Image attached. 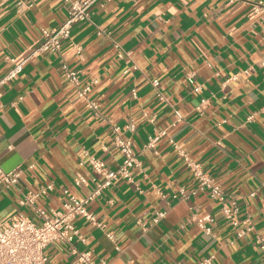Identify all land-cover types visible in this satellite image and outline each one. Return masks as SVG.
<instances>
[{
  "label": "crops",
  "instance_id": "0c3cea01",
  "mask_svg": "<svg viewBox=\"0 0 264 264\" xmlns=\"http://www.w3.org/2000/svg\"><path fill=\"white\" fill-rule=\"evenodd\" d=\"M24 1L0 0V77L10 57L26 59L0 86V165L22 172L10 187L0 181V224L17 214L40 223L36 208L62 210L64 190L88 194L95 184L75 181L91 173L80 150L116 168L122 154L113 127L120 126L142 169L88 205L104 227L73 218L86 241L50 244L48 264H87L76 251L91 252L94 264H201L210 256L209 264H264L257 242L264 238V0H99L60 51L33 55L42 30L66 19L68 4ZM116 45L130 56L119 57ZM63 64L81 85L97 80L86 99ZM187 159L236 201L239 225L199 189ZM50 185L34 204L21 202ZM207 215L210 232L197 220ZM246 218L253 229L237 237Z\"/></svg>",
  "mask_w": 264,
  "mask_h": 264
},
{
  "label": "built area",
  "instance_id": "2783aa9c",
  "mask_svg": "<svg viewBox=\"0 0 264 264\" xmlns=\"http://www.w3.org/2000/svg\"><path fill=\"white\" fill-rule=\"evenodd\" d=\"M18 5H22L24 0H16ZM68 4V12L66 19L57 27L52 29L44 28L41 32V42L34 49L32 55L37 52H58L61 50L64 41L69 39L72 34L73 26L78 22L91 21V13L93 6L99 0H64ZM102 31V30H100ZM119 49L118 56L124 58L130 56L129 52L123 50L119 45H116ZM78 52L81 50V46H77ZM26 59L18 61L15 57H10L9 62L13 66L7 71L6 74L0 77V86L15 78L23 70ZM62 69L66 78L78 86V95L81 98L86 99L92 84L97 82H87L81 85L79 75L76 70L71 69L67 64H63ZM188 81L194 83L193 77L189 76ZM153 84L158 86V81L154 80ZM195 90H199L196 87ZM136 95V91H134ZM161 98H164L160 95ZM89 108L94 111L96 115H100L99 104L93 99H88ZM205 100H203L204 102ZM128 130L135 129V123L132 121L125 126ZM123 129L120 126L113 127V144L122 154V162L116 168H110L104 160L90 153L89 150L81 148L80 164L89 165L90 174H78L75 179L77 185H88L90 182L95 184L94 188L85 196L77 197L64 190V193L68 195V199L63 204L62 210L37 207L36 213L41 218V222L38 223L35 220L23 215L17 214L11 218L7 225L0 224V264H48V256L46 254V248L54 243L65 241L73 246V241L85 242L86 238L73 224L72 220L76 216H82L92 225L97 227H104L101 220L91 212L88 205L101 196L103 191L120 180L134 181V171L142 169V162L139 158L138 152L133 146V142L130 139H125L122 136ZM157 137L151 138L148 146L153 147ZM188 160V165L193 171L194 176L198 179L199 189L208 192L209 196L219 201L222 204V212L224 216L232 220L234 225H239V221L236 219L238 212V206L232 196L228 195L222 186L206 171L198 162ZM20 170L5 171L0 165V181L5 183L6 187L17 184L21 176ZM48 189H52V186L43 188L37 192H29L24 195L21 200L23 204L35 203V200L45 194ZM180 193L184 195V190H180ZM254 194V193H252ZM199 224L205 229L206 232H210L211 228L204 224V221H212V216L207 215L203 218L197 219ZM157 221V220H155ZM246 225L245 228H240L236 236L242 237L248 230L253 229V224L249 218L242 221ZM110 239L114 240V234L108 233ZM257 242L260 244L262 250H264V238L258 237ZM78 261L94 264L91 258V252H77ZM214 256L206 258L201 264H209ZM103 264H107L103 261Z\"/></svg>",
  "mask_w": 264,
  "mask_h": 264
}]
</instances>
